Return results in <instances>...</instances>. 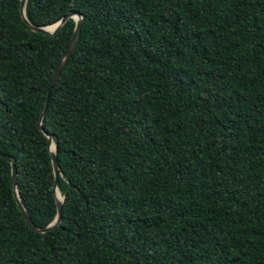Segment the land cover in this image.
Masks as SVG:
<instances>
[{
    "label": "trees",
    "instance_id": "trees-1",
    "mask_svg": "<svg viewBox=\"0 0 264 264\" xmlns=\"http://www.w3.org/2000/svg\"><path fill=\"white\" fill-rule=\"evenodd\" d=\"M0 0V153L55 218L37 128L75 22ZM80 14L43 128L62 218L0 156V264H264V0H27Z\"/></svg>",
    "mask_w": 264,
    "mask_h": 264
},
{
    "label": "water",
    "instance_id": "water-1",
    "mask_svg": "<svg viewBox=\"0 0 264 264\" xmlns=\"http://www.w3.org/2000/svg\"><path fill=\"white\" fill-rule=\"evenodd\" d=\"M26 2H27V0H20L19 11H20V14H21V18L31 28V30L33 32H39V33H43V34H47V35L53 36V35L56 34L58 29L68 19H73L74 22H75L74 31H73L72 36L70 37L71 40L69 42V45L64 50L63 55L61 56L60 60L57 62V65L54 68V71H53V74H52V77H51V81H49L50 84H49L48 90H47V96H46L44 109H43V111L41 112V114L39 116V120H38V124H37L38 125L37 128H39L41 131H43L47 135V138L49 140L48 147H49V151H50L51 163H52V168H53V172L52 173L54 174L53 193H54L55 198H56L57 213H56L55 218H53V220L47 226L39 228L29 218V215H28L25 207L23 206V204H22V202H21V200L19 198V193H18V190H17V167H16V164H15V158L13 156L11 157V156H9L7 154L0 153V156L6 158L11 163V171H10V173H11V184H12L14 196H15L16 201H17L18 208L22 212L23 219H25L26 222L28 223V225L31 228H33L34 230H36L38 232H45L47 230L52 229L55 225H57V223L60 221V218H62L61 209H62L63 196H62V194H61V197H58V195H57V190H59V188L57 186L59 165H58V161H57L56 154H55V144H54V149H51V142L53 141L52 140V136L50 134L46 133V131L43 128V125H42V120H43V118L45 116V113H46L50 90L52 89L53 85L55 84L54 82L58 79V76L60 74V71H61L62 67L69 60L72 52L74 51V49H75V47L77 45L78 36L80 34L81 25H82V16L80 14L69 13V14L64 15L61 19H59L57 21V23H55L53 25H49V26H46V27H36V26L31 25L28 22V20H27V18L25 16ZM49 27H52V29L48 30L47 28H49Z\"/></svg>",
    "mask_w": 264,
    "mask_h": 264
},
{
    "label": "bare ground",
    "instance_id": "bare-ground-1",
    "mask_svg": "<svg viewBox=\"0 0 264 264\" xmlns=\"http://www.w3.org/2000/svg\"><path fill=\"white\" fill-rule=\"evenodd\" d=\"M47 29H48V30H51L52 27H49V28H47ZM51 149H54V142H53V141L51 142ZM57 195H58V197H61V193H60L59 190H57Z\"/></svg>",
    "mask_w": 264,
    "mask_h": 264
}]
</instances>
